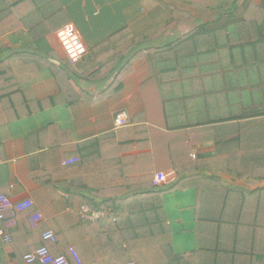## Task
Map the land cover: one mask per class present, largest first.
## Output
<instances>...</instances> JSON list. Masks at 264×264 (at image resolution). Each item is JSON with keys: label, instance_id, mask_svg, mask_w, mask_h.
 I'll list each match as a JSON object with an SVG mask.
<instances>
[{"label": "crops", "instance_id": "0c3cea01", "mask_svg": "<svg viewBox=\"0 0 264 264\" xmlns=\"http://www.w3.org/2000/svg\"><path fill=\"white\" fill-rule=\"evenodd\" d=\"M167 1L27 0L19 6L25 27L12 31L4 27L5 32L0 35V194L13 202L32 199L34 207L27 211L26 216L41 214L42 219L36 225L46 224L57 238L55 243L48 244L50 253L65 256L70 264L69 247L75 250L81 264L115 263L110 259L119 254L120 248L133 258L127 264H138L134 253L135 229L129 220L120 221L125 223L123 228L127 233V239L122 241L119 227H114L119 215L86 222L78 219L79 211L77 219H72L71 210L61 209L56 203L47 202L45 205L41 182L37 176L30 177L29 167L35 164L40 173L59 161L62 167L66 160L80 156L81 144L107 134H113L117 141L116 135L121 132V140L129 141L130 134L126 129L140 130L141 127L152 126L166 135L176 133L175 122L180 119L178 113H166L165 108H158L155 102L156 86L161 82L152 77L149 56L153 49L166 46L190 30L184 28L188 26L184 23L170 25L172 19L162 5ZM251 1L256 6L262 2ZM55 12L58 13L41 25L40 21ZM36 23L39 24L34 27ZM66 24L76 28L87 48V54L74 65L66 59L55 38L56 32ZM121 55L123 58L119 60ZM100 67L103 68L102 74L92 80ZM118 73L122 75L121 88L114 91L111 84ZM147 107L149 121L137 119ZM117 120L122 125L116 124ZM187 129L195 140V133L203 136L211 127L192 126ZM140 134L143 136L141 131ZM102 144L106 152L115 155L116 145L111 140ZM121 148L119 157L128 161L125 171L133 177L137 176L138 167L130 160L153 155L150 147L139 149L135 143ZM192 148L195 156L206 160L209 166L218 163L213 162L215 147L211 140H200L196 145L194 141ZM209 158L212 160H207ZM166 166L163 163L158 172L152 173L151 184L157 174L165 176V182L158 188L174 181L175 171ZM118 175L119 170H114L106 176L97 165L96 172L83 173L80 179L77 175L75 177L80 189L88 184L90 189L99 190L103 184L120 185L122 178ZM198 175L208 177L209 170L187 173L185 178H190L191 185L185 183V190L163 196L164 224L170 226V242L176 255H191L202 245L213 244L209 237L201 241L196 217L217 219L221 213L216 209H204L198 213L195 209V176ZM67 176L64 173V179ZM221 178L226 183L249 188L244 182H232L227 175ZM245 182L247 184L250 180ZM57 194L67 199L62 192ZM22 215L19 224L11 228L10 243H4L0 238V264H24L23 256L40 245V233L35 224ZM242 215L236 211L226 214L233 220L236 217L240 220ZM246 218L247 215L244 221ZM235 229L241 238L238 249L248 250L245 237L249 227L239 224ZM199 232L202 236L216 235L210 229ZM221 238L224 239L223 250L229 252L225 255L229 256L235 247L227 237L221 235ZM255 243L251 249L258 257L264 254L262 229ZM263 263L257 260L254 264Z\"/></svg>", "mask_w": 264, "mask_h": 264}, {"label": "trees", "instance_id": "16d2710c", "mask_svg": "<svg viewBox=\"0 0 264 264\" xmlns=\"http://www.w3.org/2000/svg\"><path fill=\"white\" fill-rule=\"evenodd\" d=\"M25 2L27 0H0V29L3 27L0 35L5 29L12 31L25 27L19 12V6ZM162 5L172 19L170 25L196 24L181 38L153 49L149 54L152 77L161 82L156 86L155 102L158 108H165L166 113H178L176 133L166 135L148 126L140 130L126 129L130 134L129 141L121 140V132L116 135L117 141L113 134H107L81 144L80 156L71 164L60 167L59 161L41 173L33 164L28 173L31 178L37 176L41 182L43 203H56L61 209L71 210L72 219H77V211L85 205L103 211L106 217L119 215L114 227H119L122 241L127 239V233L123 228L125 223L120 221L129 220L135 229L134 253L138 264L263 262L264 254L256 257L253 249L260 230L264 231V0L259 6L251 0H168ZM57 13L40 21L41 25ZM122 58L123 55L119 60ZM102 72L100 67L91 79L98 78ZM121 76L118 73L112 81L114 91L121 88ZM147 111L148 107L137 119L148 122ZM192 126H208L211 130L205 131L203 136L195 133L194 140L187 129ZM205 139L211 140L215 147L213 162H218L215 166H209L206 160L196 156L192 158L194 141L196 145ZM108 140L116 145L115 155L104 150L102 143ZM130 143H135L139 149L148 146L153 151V155L130 160L138 167L136 177L125 171L128 161L119 157L121 147ZM95 163L106 176L119 170L121 184H103L99 190H92L84 183L85 187L80 189L75 176L80 179L83 173L96 172ZM163 163L175 171L176 177L170 184L154 187L152 173L158 172ZM204 169L209 170L208 177L195 176V209L198 213L216 209L221 214L217 219L197 215V230L208 232L210 229L216 235L202 236L197 231L201 241L209 237L213 244L206 243L191 255H176L170 242V226L164 224L163 196L185 190V183L191 182L190 178H185L186 174ZM64 173L68 174L66 179ZM222 175L229 176L232 182H244L249 188L226 183ZM246 180L250 182L246 184ZM59 191L67 195V199L58 196ZM29 210L15 213L13 223L18 225L20 216H26ZM233 211L243 217L233 220L226 216ZM26 217L30 220L33 216L28 214ZM10 218L7 213L6 220ZM33 224L40 233L39 248L43 245L42 233L48 227ZM239 224L249 227L245 237L248 250L238 249L241 238L239 233L236 235L235 227ZM3 225L0 223V227ZM221 235L230 239V244L235 247L229 256L225 255L229 252L223 250ZM117 252L119 254L110 259L115 263L106 264H122L123 260V264H127L133 260L123 248ZM71 263L76 264L72 258Z\"/></svg>", "mask_w": 264, "mask_h": 264}, {"label": "built area", "instance_id": "2783aa9c", "mask_svg": "<svg viewBox=\"0 0 264 264\" xmlns=\"http://www.w3.org/2000/svg\"><path fill=\"white\" fill-rule=\"evenodd\" d=\"M55 38L61 47L62 51L65 54L66 59L71 64L78 63L86 54L87 48L72 24H66L61 29H59ZM116 124L122 125V122L117 120ZM192 158H195V154H192ZM76 161V158L66 160L63 165H68ZM165 182L164 174L155 175L152 184L154 187H159ZM34 207V201L30 198L19 202H13L8 196L0 194V223L4 225L0 227V238L6 244L11 241V228L15 225L13 223V217L15 213H21L26 210L32 209ZM10 213V219L6 220V214ZM105 216V213L101 210H95L88 206H82L79 210L78 217L81 221L86 222H95ZM42 219V216L39 212L34 214L32 217L33 223H38ZM41 239L43 245L33 252L25 254L22 258L24 264H70L67 258L63 255L53 256L49 249L48 244H53L57 241L55 234L46 230L42 233ZM70 257L76 264H81L80 259L72 247L68 249Z\"/></svg>", "mask_w": 264, "mask_h": 264}, {"label": "rangeland", "instance_id": "374dc122", "mask_svg": "<svg viewBox=\"0 0 264 264\" xmlns=\"http://www.w3.org/2000/svg\"><path fill=\"white\" fill-rule=\"evenodd\" d=\"M191 25H188V26H186V27H184L185 29H191ZM183 28V27H182Z\"/></svg>", "mask_w": 264, "mask_h": 264}]
</instances>
